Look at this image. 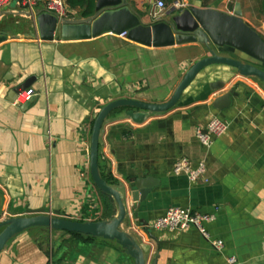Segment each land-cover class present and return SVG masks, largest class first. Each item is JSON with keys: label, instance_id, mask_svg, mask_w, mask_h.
<instances>
[{"label": "crops", "instance_id": "obj_1", "mask_svg": "<svg viewBox=\"0 0 264 264\" xmlns=\"http://www.w3.org/2000/svg\"><path fill=\"white\" fill-rule=\"evenodd\" d=\"M126 1L144 24L169 20L190 6L232 15L239 4L242 21L264 41V0H188L185 7L161 15H154V0ZM164 1L170 9L175 0ZM94 7L95 0L92 8L89 0L80 5L65 0L66 19L87 18ZM3 12L8 13L0 16V31L7 35L0 43V222L31 216L27 211L39 208L77 221L110 222L118 214L117 204L90 176L91 121L120 98L167 101L187 70L209 51L200 42L153 48L113 34L41 41L32 35L33 24L15 13V3ZM27 80L33 97L27 106L14 105L12 90ZM231 89L237 95L228 102L224 97ZM127 110L119 106L103 118L99 173L126 206L119 229L149 246L146 264L157 254V264H264V83L231 66L210 64L169 110L145 113L140 122ZM213 116L225 120L228 130L203 147L194 128ZM182 156L205 161L206 182L173 174ZM145 178L155 183L141 201L131 188ZM169 207L214 214L205 226L222 248L214 249L193 227L152 229L157 244L145 227L153 228ZM38 229L8 239L0 264H136L117 241L102 237L43 248Z\"/></svg>", "mask_w": 264, "mask_h": 264}, {"label": "water", "instance_id": "obj_2", "mask_svg": "<svg viewBox=\"0 0 264 264\" xmlns=\"http://www.w3.org/2000/svg\"><path fill=\"white\" fill-rule=\"evenodd\" d=\"M17 0H13L15 3ZM18 14L27 18L35 27L41 41H53L55 37L61 40H85L97 38L105 34L124 37L145 47H168L192 42L203 43L209 51L206 56L195 62L184 74L172 96L165 102L151 103L132 98H120L103 106L90 129L89 167L93 184L102 192L111 196L117 204L118 214L110 222L77 221L60 216L58 211L48 208L28 210L31 216L9 218L0 222V252L12 236L33 228L41 227L48 230H60L82 233L92 237H102L117 241L136 264H146L144 253L149 250L147 245H139L135 240L119 229L127 211L121 194L101 177L98 164L99 132L103 118L112 109L127 107L126 114L140 122L145 113H161L172 108L181 93L191 83L198 72L210 64H225L235 68L241 76L255 77L264 83V41L256 31L242 21L241 8L235 4L232 15H227L213 9L190 6L181 14L172 16L169 20H157L151 24L141 22L139 16L130 8L126 0H95L93 15L87 18L58 19L46 12H27L17 10ZM8 12H1L0 16ZM170 14V11L168 12ZM6 33L0 31V43L6 39ZM211 46L215 50L211 51ZM29 85V80L17 85L12 90L14 97ZM222 87V83L218 84ZM212 88V86H211ZM237 95L229 90L224 99ZM12 101L11 99H9ZM30 102V101H29ZM28 102L24 106H27ZM138 110V111H136ZM155 181L152 178L136 179L131 188L132 195L138 192L139 200H144L151 191ZM136 200V199H135ZM148 225L145 230L149 237L158 244ZM158 254L151 264H157Z\"/></svg>", "mask_w": 264, "mask_h": 264}, {"label": "built area", "instance_id": "obj_3", "mask_svg": "<svg viewBox=\"0 0 264 264\" xmlns=\"http://www.w3.org/2000/svg\"><path fill=\"white\" fill-rule=\"evenodd\" d=\"M13 0H0V13L6 9ZM65 0H17L15 6L17 10L31 13L46 12L54 15L58 21L66 19L64 9ZM188 0H175L170 9L164 0H154V15H161L166 10L176 11L185 7ZM264 27V26H263ZM124 36V35H121ZM34 95L30 88L19 91L11 101L14 105H20L28 102ZM228 130V123L217 116L211 117L208 122L202 126L194 128V135L203 147H209L213 139L220 137ZM173 174L184 175L190 182H206L207 165L204 160L193 161L186 156L178 158L173 167ZM215 219L214 214L202 213L192 209L179 207H169L165 213L156 218L153 222V229L176 231L186 228H195L201 236L207 240L214 249H220L223 242L219 239H211L206 224ZM230 263H234L233 257L229 258Z\"/></svg>", "mask_w": 264, "mask_h": 264}, {"label": "rangeland", "instance_id": "obj_4", "mask_svg": "<svg viewBox=\"0 0 264 264\" xmlns=\"http://www.w3.org/2000/svg\"><path fill=\"white\" fill-rule=\"evenodd\" d=\"M8 25H12V21L7 22L3 24L1 28H7L9 27ZM39 233L37 234V239L42 245L43 248L49 249L50 246L53 248L57 246L58 243H63V242H69L72 237H70L69 234L64 233V232H58V231H48V229H42L41 227H38ZM70 243H74L75 241L72 239L70 240ZM72 243V244H73Z\"/></svg>", "mask_w": 264, "mask_h": 264}, {"label": "trees", "instance_id": "obj_5", "mask_svg": "<svg viewBox=\"0 0 264 264\" xmlns=\"http://www.w3.org/2000/svg\"><path fill=\"white\" fill-rule=\"evenodd\" d=\"M93 1L94 0H89V8H92L93 6ZM82 3V0H71V4L72 5H80ZM89 15V12L86 14ZM94 119L91 121V126L93 124ZM64 233H67L70 235V237H72L73 240L75 239H79L82 241H92L94 237L89 236V235H84L82 233H76V232H67V231H63Z\"/></svg>", "mask_w": 264, "mask_h": 264}]
</instances>
